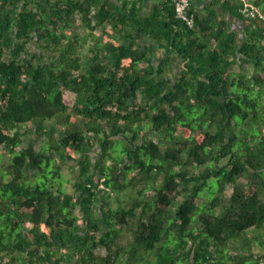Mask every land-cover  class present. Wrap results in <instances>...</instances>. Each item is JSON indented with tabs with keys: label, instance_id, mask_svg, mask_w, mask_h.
<instances>
[{
	"label": "trees",
	"instance_id": "16d2710c",
	"mask_svg": "<svg viewBox=\"0 0 264 264\" xmlns=\"http://www.w3.org/2000/svg\"><path fill=\"white\" fill-rule=\"evenodd\" d=\"M132 1L0 0V264H264V0Z\"/></svg>",
	"mask_w": 264,
	"mask_h": 264
},
{
	"label": "crops",
	"instance_id": "0c3cea01",
	"mask_svg": "<svg viewBox=\"0 0 264 264\" xmlns=\"http://www.w3.org/2000/svg\"><path fill=\"white\" fill-rule=\"evenodd\" d=\"M164 0H133L132 3L135 9L138 11L137 14L140 17L150 16L154 12V7L162 4ZM232 0H191V4L195 10L199 13L209 9V6H212L216 9L218 17L226 19L230 27L242 31L245 25V22L238 17H235L231 14L228 9L227 4H231ZM148 40V39H145ZM152 42V40H149ZM153 43V42H152ZM156 44V45H155ZM154 59L156 62L160 61L165 55V51L157 50V43H154ZM172 71L180 73L183 67L182 59L175 53L172 54Z\"/></svg>",
	"mask_w": 264,
	"mask_h": 264
},
{
	"label": "built area",
	"instance_id": "2783aa9c",
	"mask_svg": "<svg viewBox=\"0 0 264 264\" xmlns=\"http://www.w3.org/2000/svg\"><path fill=\"white\" fill-rule=\"evenodd\" d=\"M177 18L184 21L189 27H193L195 23L194 14L190 12L191 0H172ZM241 11L246 16H255L259 14V9L249 0H243Z\"/></svg>",
	"mask_w": 264,
	"mask_h": 264
},
{
	"label": "rangeland",
	"instance_id": "374dc122",
	"mask_svg": "<svg viewBox=\"0 0 264 264\" xmlns=\"http://www.w3.org/2000/svg\"><path fill=\"white\" fill-rule=\"evenodd\" d=\"M51 121H52V119L45 120L44 125L45 126H48L51 123ZM64 171H65L66 176H69L70 175L67 169H65ZM254 249L257 250L258 249V246L257 245H254Z\"/></svg>",
	"mask_w": 264,
	"mask_h": 264
}]
</instances>
